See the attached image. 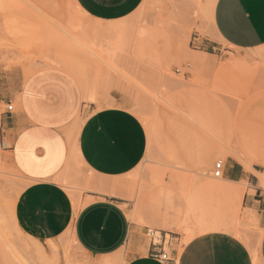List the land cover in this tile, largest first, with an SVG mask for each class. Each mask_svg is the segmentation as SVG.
Masks as SVG:
<instances>
[{
  "label": "rangeland",
  "instance_id": "obj_1",
  "mask_svg": "<svg viewBox=\"0 0 264 264\" xmlns=\"http://www.w3.org/2000/svg\"><path fill=\"white\" fill-rule=\"evenodd\" d=\"M214 3L142 0L128 16L101 22L74 0H0V264L100 262L81 252L69 234L36 239L14 218L15 199L27 180L3 145L2 119L18 111L16 102L28 77L43 71L74 81L79 96L74 122L81 124L103 106L119 105L146 130L142 160L122 176H98L77 158L62 171L58 182L72 199L74 213L105 194L98 185L112 184L134 225L154 231L155 240L165 234L167 252L168 241L181 250L187 231L196 225L192 217L186 230L181 228L183 215L174 224L175 211L183 213L184 196L204 194L202 172L213 178V165L222 160L215 152L238 149L250 135L239 129L240 106H248L244 116L250 122L264 126V44L239 49L214 41L215 47L203 48L198 37H213ZM81 91L87 96L82 98ZM11 98L9 113L5 103ZM222 161L243 168L234 156ZM260 165L252 161L251 171H263ZM246 171L243 193H252L256 180ZM260 181L264 189V176ZM230 208L234 216L229 225L246 244L257 243L262 232L257 211L243 208L242 201Z\"/></svg>",
  "mask_w": 264,
  "mask_h": 264
},
{
  "label": "crops",
  "instance_id": "obj_2",
  "mask_svg": "<svg viewBox=\"0 0 264 264\" xmlns=\"http://www.w3.org/2000/svg\"><path fill=\"white\" fill-rule=\"evenodd\" d=\"M74 2L94 20L115 22L131 14L142 0ZM212 32L213 37H198L203 48L215 47L214 41L239 49L264 44V0H215ZM81 97L84 98L83 91ZM78 102L76 85L68 75L34 73L22 87L16 102L18 111L2 119L3 145L9 148L14 165L27 180L15 199L16 224L41 240L69 234L81 252L100 258L99 264H167L151 256L153 249L165 250V234L160 233V245L153 246L148 231L128 218L116 192L111 190L112 184L98 185L105 194L74 213L72 199L58 182L74 159L98 176L113 178L134 169L147 147L146 130L132 111L119 105L103 106L89 112L80 124L74 122ZM249 112L248 106H240L239 121L251 127L239 124V129L264 133V126L244 116ZM243 168L235 163L225 164L224 189L216 193L205 187L201 197L221 196L226 206L219 217L227 225L234 216L229 209L232 202L238 205L242 201L243 208L256 210L262 228L257 243L246 244L231 225V229L215 228L213 215L199 219L202 215L189 211L186 195L183 213L175 211L174 224L175 217L183 215L180 227L185 229L194 217L197 230L187 231L179 252L171 241L166 243L169 251H165L175 264H264V189L251 171L256 180L253 192L243 193L248 179ZM167 234L180 238L178 234Z\"/></svg>",
  "mask_w": 264,
  "mask_h": 264
},
{
  "label": "bare ground",
  "instance_id": "obj_3",
  "mask_svg": "<svg viewBox=\"0 0 264 264\" xmlns=\"http://www.w3.org/2000/svg\"><path fill=\"white\" fill-rule=\"evenodd\" d=\"M118 25H121V24H118ZM112 30H113V28H112ZM75 43L78 44L79 41L78 42L75 41ZM79 44H81V43H79ZM85 96H87V95H85ZM239 104H241V103H239ZM237 109H236V111H237ZM193 121H195V120H193ZM73 128H74V126H73ZM240 152L242 154H244V156H241L239 154ZM215 153L220 155L222 160H225V158L229 155L234 156V158H236L237 160H240L241 165L244 167L245 170L251 171L252 161H254L255 163H258V165L261 164L264 166V133H250V135L247 136L246 140L244 139L242 142H240L238 144V149L232 150L229 148L228 149L222 148V149H219L218 151H216ZM255 172H257L255 174V176L259 179V182L261 184L262 182L260 181V176H264V170L263 171H255ZM202 175H204V177L207 179L205 187L208 190H213L216 193H219L222 189H224V184L226 183V181L223 179V176L212 178L210 176L209 172H204V171L202 172ZM187 202H188V208H189L190 212H192V213L197 212L199 215H202L199 219L207 218L208 215H213L212 220L214 221L213 226L215 228L228 227L230 229V226L227 225L224 222V220L219 217V215L222 214L220 210H222L226 206L225 205L226 202H224L222 200V198L219 194L215 195L213 197H210L208 195L205 197L204 196L203 197H201V196L196 197L195 195H189L187 198ZM254 260H256V256H255ZM254 264H256V263H254Z\"/></svg>",
  "mask_w": 264,
  "mask_h": 264
},
{
  "label": "built area",
  "instance_id": "obj_4",
  "mask_svg": "<svg viewBox=\"0 0 264 264\" xmlns=\"http://www.w3.org/2000/svg\"><path fill=\"white\" fill-rule=\"evenodd\" d=\"M5 111L11 113L13 111V104L11 101H7L5 103ZM224 167L225 164L223 161L219 160L216 161L213 165V169H212V175L213 177H222L224 176ZM148 233L151 237V242L153 246H158L161 243V237L160 240H155V235H154V231H151L150 229L148 230ZM151 256L160 261V262H167V264H175L174 260L172 258H170L167 255V252L161 247L160 250L158 249H153L151 251Z\"/></svg>",
  "mask_w": 264,
  "mask_h": 264
}]
</instances>
